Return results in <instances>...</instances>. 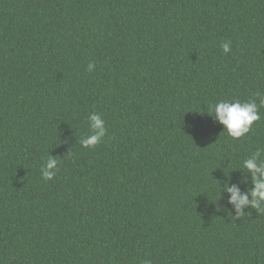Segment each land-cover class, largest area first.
Segmentation results:
<instances>
[{"label": "trees", "instance_id": "trees-1", "mask_svg": "<svg viewBox=\"0 0 264 264\" xmlns=\"http://www.w3.org/2000/svg\"><path fill=\"white\" fill-rule=\"evenodd\" d=\"M257 91L264 0H0V264H264V210L225 190L264 107L238 139L207 113Z\"/></svg>", "mask_w": 264, "mask_h": 264}, {"label": "clouds", "instance_id": "clouds-1", "mask_svg": "<svg viewBox=\"0 0 264 264\" xmlns=\"http://www.w3.org/2000/svg\"><path fill=\"white\" fill-rule=\"evenodd\" d=\"M221 48L225 54L230 52L231 41L223 42ZM94 67V62H89L87 65L88 71L94 70ZM261 107H264V93L257 91L254 93L253 99L243 102L238 99L219 100L209 107L207 113H214L217 122L223 125V130L226 131L227 135L233 139H238L251 130L254 122L261 119L259 111ZM88 120L92 132L81 138L80 143L85 148H93L103 141L106 128L99 113H91ZM101 125L104 126L102 129ZM98 129L99 131H96ZM262 153H264V149L257 147L255 152L243 161L242 167L251 173L252 187L247 192L242 193L235 185L226 186L225 190L230 194L228 202L235 206L238 217L244 213V205H251L258 210H264V159H261ZM58 163L55 157H48L40 170L44 180H52L55 177ZM143 264H152V261L146 259Z\"/></svg>", "mask_w": 264, "mask_h": 264}]
</instances>
